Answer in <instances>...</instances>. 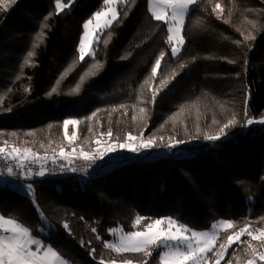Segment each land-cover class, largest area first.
I'll use <instances>...</instances> for the list:
<instances>
[{
  "label": "trees",
  "instance_id": "1",
  "mask_svg": "<svg viewBox=\"0 0 264 264\" xmlns=\"http://www.w3.org/2000/svg\"><path fill=\"white\" fill-rule=\"evenodd\" d=\"M101 2L62 0L70 7L59 14L55 0L0 5V117L20 118L0 125V142L8 140L51 158L53 152L45 150L50 143H62V122L69 118L81 121L76 126L80 138L73 147L86 151L96 147L97 139L107 140L101 134L109 128L113 131L109 142H121L128 132L163 137L164 142L133 153L100 174L87 171L19 180L32 185V200L8 184L0 185V214L18 217L33 236L53 245L71 264L101 260L140 264L145 259L157 264L159 250L145 258L104 247L110 229L134 231L137 215L145 218L138 230L163 217L197 231L208 230L219 219L233 221L234 228L217 238L216 249L245 224L264 229V124L241 123L220 140L203 139L204 133L216 134L233 113L243 122L246 98L247 118L264 119V0L198 1L185 19L186 43L176 59L165 43L167 25L152 18L147 0H128L118 6V21L97 45L95 61L103 67L85 79L78 94H69L93 63L78 60L77 46L83 23ZM216 4L220 9L214 12ZM41 32L43 37L37 39ZM249 33L255 39L245 40ZM28 51L35 55L25 65ZM161 51L167 55L152 87H162V79L170 83L150 103L151 90L145 87L141 93V85ZM53 87L58 92L49 96ZM62 92L63 98L54 101ZM39 106L51 110L55 119L24 127V119ZM140 107L147 109V119L133 121ZM93 112L96 116L88 119ZM169 137L185 143L167 148ZM65 222L71 234L63 227ZM241 241L228 249L221 264H247L249 242L257 253L264 252L260 241L247 236ZM92 249L95 253L90 255Z\"/></svg>",
  "mask_w": 264,
  "mask_h": 264
},
{
  "label": "snow or ice",
  "instance_id": "2",
  "mask_svg": "<svg viewBox=\"0 0 264 264\" xmlns=\"http://www.w3.org/2000/svg\"><path fill=\"white\" fill-rule=\"evenodd\" d=\"M16 2L17 0H0V5L8 7ZM118 2L123 5L127 3L128 0H102L103 7L97 10L90 19L83 23V32L77 46L78 60L80 62H85L86 58H88L92 60L93 63L90 68L80 76V82L76 84L75 88H73L69 94H78L85 79L88 76L96 75L99 69L103 67L99 61H95L97 45L101 42V37L104 35L105 31L110 29L114 22L118 21L119 12L116 7ZM197 3L198 0H148V10L152 18L167 25L168 34L165 43L171 47V56L173 57H178L184 48L186 43L183 35L185 18L191 6ZM68 7H70V4L62 3V0H55L57 14ZM216 9H220L219 4L215 5L213 11L215 12ZM222 11L223 9H221V12ZM50 16L51 13L45 17V20ZM250 23L252 22L250 21ZM43 27L46 28L47 25L44 24ZM253 27H255L254 23ZM42 37L43 33L41 32L38 34L37 39H41ZM244 39H255V37L249 33ZM103 43L107 44L108 39H104ZM237 43H239V41H237ZM35 46L34 44L33 47L35 48ZM34 55V51H28L24 64L28 65ZM166 55L167 53L164 51L159 53L151 68L150 76L146 78L143 85H141V93H143L145 87L151 90L150 103H155L160 91L170 83V79H162L160 81L162 87H152ZM72 67H75V62H73ZM180 67L183 68L185 65H180ZM69 71H71V68ZM65 75H67V72ZM175 75L176 73L172 74L173 79ZM57 92L58 88L53 87L48 95L50 96ZM247 100L248 98L245 99L244 112L246 119L243 122L237 121L233 113L232 117L228 119L226 123H223L216 134L204 133L203 139L208 141L220 140L227 135L228 129L241 123H243L244 126H249L254 123L264 124V119L256 121L247 118ZM181 112H183V109H181ZM95 116L96 113L93 112L92 116L88 117V119ZM146 119L147 109L144 107L139 108V116L135 114L132 116L133 121H146ZM170 119L175 121V117H171ZM80 122L79 119L74 118L65 119L62 122L63 138L67 141V146L71 149L70 151H65L64 145H56V147L52 149V163L55 164L59 159L65 161L69 166L65 167L61 164L60 168L63 171H80L86 174L88 167L95 163L96 160L103 159L110 153H115L118 150L137 153L145 149L157 147L160 143L164 142L163 137H160L159 140L155 137L146 138L143 136V132L139 135H133L131 132H128L121 142H109L113 138V131L109 128L106 133L101 134L108 139L103 142L97 139L95 141L96 147L86 151L83 147H73L78 139L75 129ZM213 123H217V121L214 120ZM70 125L73 128L71 134L68 132ZM197 131L199 132V128H197ZM10 135L15 137L16 133L13 132L10 133ZM28 135H34V133H28ZM116 140L118 141L119 138H116ZM182 143H185V141L169 137L167 142L164 143V146L167 148H175ZM40 147L45 148L43 144H41ZM45 151H47V149ZM48 159L49 157L47 155L41 156L32 148L20 146L15 143L10 144L8 140L0 142V160L6 163L11 162L7 163L5 169L8 176L16 175V170H19L21 174H24L28 178L33 174L36 176H44L49 171L45 166V162ZM76 160L84 161V166H75ZM37 164L39 168L37 171L33 172L32 166ZM26 187L29 192H33L31 184H27ZM144 220V217L137 215L132 227L134 229L137 228ZM63 227L69 230V234H71L69 225L66 222L63 224ZM221 228L232 229L234 228V222L231 220H219L211 225V230L197 231L172 217H163L150 220V222L143 225L142 230L124 232L123 229L119 228L110 229L109 231L116 239L114 241H106L104 247L118 254L125 252L139 253L145 258L152 257L153 251L159 250L157 264H209L210 260H213L214 264H221V260L224 259L228 249L234 243H243L241 237L245 235L251 237L252 240L260 241L261 246L264 247V229L250 228L245 224L244 227H241L232 235H228L226 241L220 243L219 248L216 249L215 242L217 240L218 231ZM91 231L96 232V229L92 228ZM255 233H259V235ZM83 245L84 242L81 241V246ZM245 251L249 252L251 257L247 260V264H258V262L264 261V252L257 253L255 247L250 242L247 244ZM94 253L95 249H92L89 254L92 255ZM210 253L212 256L209 255ZM0 264H71V262L65 259L53 245L44 243L41 239H37L33 236L29 227L20 222L18 217L9 216L6 218L4 215L0 214ZM100 264H104V261L101 260ZM109 264H115V261H109ZM124 264H132V261L125 260ZM140 264H148V259L141 261ZM229 264H231V262H229Z\"/></svg>",
  "mask_w": 264,
  "mask_h": 264
},
{
  "label": "bare ground",
  "instance_id": "3",
  "mask_svg": "<svg viewBox=\"0 0 264 264\" xmlns=\"http://www.w3.org/2000/svg\"><path fill=\"white\" fill-rule=\"evenodd\" d=\"M25 47L26 46L22 47V49L25 50ZM20 54L23 56L24 55V52H22ZM63 95H65V92H62V93L58 94L57 96H55L54 97V101L57 100V99H59V98H63L62 97ZM45 103H47V102H45ZM52 104L50 106H52ZM56 104H55V106H56ZM60 107H61V105H60ZM33 115L39 117V119H41L42 121L40 123H38L36 125H33V126H30V127H35V126H38V125L47 124V123H49V122H51L52 120L55 119V116L53 115V113L51 112V110H50V112H48L47 111V107L44 108L42 106H39L37 109L33 110L28 116H33ZM8 116H11V115L2 116L0 118H6ZM13 116H18V115H13ZM19 120H20V118L18 120H16V121H19ZM16 121H14V122H16ZM6 124H10V123H6ZM0 125H3V123H1ZM23 126L26 127V128H30V127L25 126L24 123H23ZM72 131H73V128L70 125L69 126V129H68L69 134H71ZM75 131H76L77 136H78V139H79L80 137H79V134H78V130L75 129ZM62 132H63V129H62ZM56 145H64L65 146V149H68L69 148L67 146V141L63 139L62 143H50L48 145L49 147H48L47 151L52 152V149L55 148ZM132 156H133V153H131V152H125V153L115 152V153H113L111 155L105 156L103 159L96 160V162L92 164L94 167H88L87 168V171H91V172H97L98 171V173L100 174V173H103L106 170L108 171L110 168L114 167L117 164V162H119V161H121L123 159L131 158ZM5 169H6V167H1L0 166V172H4L3 173L4 176H6L9 181L17 182V183L20 184L21 182H19V180H21L23 178H28L27 176H25L24 174H21L17 170H16L17 171V174L16 175H14V176H8L6 174ZM80 173L81 172L78 171L77 173H73L72 172V173L63 174L61 176L77 175V174H80ZM224 184H226V183H224Z\"/></svg>",
  "mask_w": 264,
  "mask_h": 264
},
{
  "label": "rangeland",
  "instance_id": "4",
  "mask_svg": "<svg viewBox=\"0 0 264 264\" xmlns=\"http://www.w3.org/2000/svg\"><path fill=\"white\" fill-rule=\"evenodd\" d=\"M198 1H200V0H198ZM119 5H121L119 2L117 3V5H116V7H117V10H118V6ZM103 7V3L101 2V5H100V7H99V9L98 10H100L101 8ZM192 7H194V5L193 6H191V8H190V10L192 9ZM147 10H148V0H147ZM190 10H189V12H190ZM97 11V10H96ZM95 11V12H96ZM149 11V10H148ZM95 12H93L91 15H90V17L88 18V19H90L91 17H92V15L95 13ZM150 13V12H149ZM151 14V13H150ZM187 17V16H186ZM87 19V20H88ZM186 19V18H185ZM185 46V45H184ZM181 53H182V51H181ZM181 53H180V55H181ZM179 55V56H180ZM178 56V57H179ZM178 57H173L174 59H176V58H178ZM19 119V117L18 116H8V117H6V118H0V124L1 123H13L14 121H16V120H18ZM42 120L41 119H39V117H37V116H35V115H33V116H27L25 119H24V125L25 126H27V127H30V126H33V125H36V124H38V123H40ZM103 142V141H102ZM71 149L70 148H68L66 151H70ZM117 152H121V153H125V152H128V151H126V150H118ZM111 154H113V153H110L109 155H111ZM60 161H62V160H57V162H60ZM46 162H48V163H52V160H51V158H49ZM46 162H45V164H46ZM56 162V163H57ZM65 162V161H64ZM38 165V164H37ZM34 166V165H33ZM104 172H107V170L106 171H104ZM9 182V183H8ZM9 185V187L10 188H14V189H16L17 191H19V193H21V194H23V195H25V196H27L29 199H31L32 200V197H33V192H29L28 190H27V184L28 183H22V184H19V183H17V182H12V181H9L8 179H7V177L6 176H4V175H2V174H0V185ZM219 220H228V219H219ZM219 220H217V221H219ZM217 221H215L214 223H216ZM139 226V225H138ZM138 226H137V228H135L134 229V231L135 230H138ZM117 228H119V229H121L120 227H117ZM208 230H211V227L208 229ZM225 230H227V229H223V228H221V229H219V231H218V235H217V238L219 237V235L223 232V231H225ZM206 231V230H205ZM256 235H259V233H255ZM109 235H110V239L108 240V241H114L115 239H116V237L115 236H113L112 234H111V232L109 231ZM245 236H247V235H245ZM242 237H244V236H242ZM241 237V238H242ZM248 237V236H247ZM249 238H251V237H249ZM217 241V240H216ZM256 241H258V240H256ZM215 245H216V242H215ZM110 250V249H109ZM263 252V251H262ZM210 256H212V254H209ZM209 264H214V261L213 260H210L209 261Z\"/></svg>",
  "mask_w": 264,
  "mask_h": 264
},
{
  "label": "built area",
  "instance_id": "5",
  "mask_svg": "<svg viewBox=\"0 0 264 264\" xmlns=\"http://www.w3.org/2000/svg\"><path fill=\"white\" fill-rule=\"evenodd\" d=\"M7 163H11V162H7ZM7 163L2 161V160H0V166L1 167H7ZM61 164H63L65 167H69L67 165V163L64 162L63 160L60 161V162H57L55 164L46 162L45 166H46V168L49 169V171L44 176H61L63 174L72 173V171H63V170H61V168H60ZM84 164H85L84 161H81V160H76L75 161V166H77V167L84 166ZM32 167H33V172H35V171L38 170L39 165H34ZM90 167H94V166L91 165ZM17 171L19 172V170H17ZM77 172H73V173H77ZM31 177H43V176H36V175L33 174Z\"/></svg>",
  "mask_w": 264,
  "mask_h": 264
},
{
  "label": "crops",
  "instance_id": "6",
  "mask_svg": "<svg viewBox=\"0 0 264 264\" xmlns=\"http://www.w3.org/2000/svg\"><path fill=\"white\" fill-rule=\"evenodd\" d=\"M20 184H22V183H20Z\"/></svg>",
  "mask_w": 264,
  "mask_h": 264
}]
</instances>
